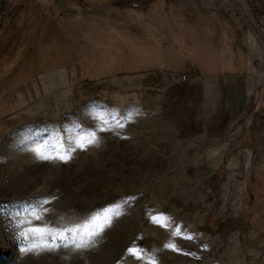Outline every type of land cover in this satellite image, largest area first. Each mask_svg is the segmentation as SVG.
<instances>
[{"label": "rangeland", "instance_id": "rangeland-1", "mask_svg": "<svg viewBox=\"0 0 264 264\" xmlns=\"http://www.w3.org/2000/svg\"><path fill=\"white\" fill-rule=\"evenodd\" d=\"M131 1L0 0V264H264V0Z\"/></svg>", "mask_w": 264, "mask_h": 264}, {"label": "snow or ice", "instance_id": "snow-or-ice-1", "mask_svg": "<svg viewBox=\"0 0 264 264\" xmlns=\"http://www.w3.org/2000/svg\"><path fill=\"white\" fill-rule=\"evenodd\" d=\"M130 118V117H128ZM120 127H123V125H119ZM108 129H101V131H106ZM88 144L98 143V140L96 139L95 135L93 136V139H90ZM81 148L86 147V144H80ZM48 158V157H44ZM62 160H67L70 157L68 155H61L59 157ZM118 214V213H117ZM36 219H40L39 216L36 217ZM99 214H96L92 217L91 222L95 225L92 228H86L84 229L83 233L81 234L80 231V225H70L66 228H53L51 225H40L35 226L31 225V230L37 232V233H46L48 235L44 236L39 243H33L29 248H22L21 251H45V250H55L60 247L68 248L72 247L73 249H82L91 247L95 243V238L103 231L104 227L107 226L108 223H110V219L105 216L103 221L100 223H96L97 220H99ZM166 247H171L175 250H179L176 248L175 244H167ZM128 251L132 254H136L135 249L129 248ZM151 264H155V261L153 260Z\"/></svg>", "mask_w": 264, "mask_h": 264}, {"label": "crops", "instance_id": "crops-1", "mask_svg": "<svg viewBox=\"0 0 264 264\" xmlns=\"http://www.w3.org/2000/svg\"><path fill=\"white\" fill-rule=\"evenodd\" d=\"M141 5L143 6V8H146L147 6H149L150 4H153L159 0H138ZM105 3L108 4H120L121 2H125V0H104ZM136 10V9H135Z\"/></svg>", "mask_w": 264, "mask_h": 264}, {"label": "built area", "instance_id": "built-area-1", "mask_svg": "<svg viewBox=\"0 0 264 264\" xmlns=\"http://www.w3.org/2000/svg\"><path fill=\"white\" fill-rule=\"evenodd\" d=\"M141 5L137 0H133L129 3V7L131 8H139ZM0 21H1V14H0ZM182 79L185 80L186 79V75H182Z\"/></svg>", "mask_w": 264, "mask_h": 264}, {"label": "bare ground", "instance_id": "bare-ground-1", "mask_svg": "<svg viewBox=\"0 0 264 264\" xmlns=\"http://www.w3.org/2000/svg\"><path fill=\"white\" fill-rule=\"evenodd\" d=\"M206 88L208 89V86L204 83V84H203V87H202V91H203V92H206Z\"/></svg>", "mask_w": 264, "mask_h": 264}]
</instances>
